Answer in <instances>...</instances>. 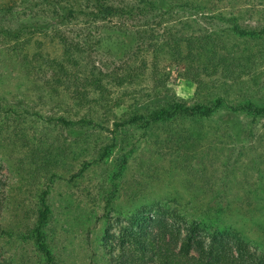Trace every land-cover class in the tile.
<instances>
[{
    "label": "trees",
    "instance_id": "trees-1",
    "mask_svg": "<svg viewBox=\"0 0 264 264\" xmlns=\"http://www.w3.org/2000/svg\"><path fill=\"white\" fill-rule=\"evenodd\" d=\"M17 1L0 4V39L7 46L15 45L12 56L51 113L18 114L0 91V126H6L15 141L12 146L21 156L24 186L36 190L32 224L24 240L32 242L44 264H58L48 236L49 196L57 181L73 171L74 163L82 161L83 169L89 170L118 154L106 181L112 188L110 198L117 197L118 182L139 161L133 157L142 146H147L157 169L158 163H167L184 174L195 199L210 197L212 201L205 206L206 219L189 220L176 209L159 205L117 218L102 242L107 264H264L263 253L252 248L238 230L221 224L229 208L214 191V179L219 180L208 168L197 167L204 149L211 147L218 134L223 132L228 144L235 136L248 140L256 121L264 120V104L253 99L264 87L258 86L256 75L251 77L264 69V28L243 27L238 18L221 17L229 28L198 38L180 35L177 26L161 30L167 20L158 2L145 1L142 7L126 0H31L36 9L49 6L56 12V33L77 22L95 25L113 19L135 20L147 10L163 14H158V24L146 19L142 26L136 25L134 52L104 70L81 33L76 38L57 33L62 47L59 59L45 55L39 47L36 53H28L33 44L31 27L25 26L15 8ZM193 28V24L181 25L182 30ZM164 56L179 72L163 68ZM175 79L196 85L195 103L170 88ZM247 85L253 86L252 98L243 91ZM239 89L243 94L230 99ZM226 111L248 119L239 133H232L230 124L219 127L215 123ZM244 140L235 145L238 156L250 158L249 153L259 152L261 139L252 148ZM143 156L141 151L139 158ZM1 207L0 201V211Z\"/></svg>",
    "mask_w": 264,
    "mask_h": 264
},
{
    "label": "rangeland",
    "instance_id": "rangeland-1",
    "mask_svg": "<svg viewBox=\"0 0 264 264\" xmlns=\"http://www.w3.org/2000/svg\"><path fill=\"white\" fill-rule=\"evenodd\" d=\"M7 1L0 0V4ZM126 1L142 7L145 6V1L162 3L165 8L162 13L166 15L160 11L152 13V10H147L135 20L113 19L95 25H89L87 21L77 22L58 28L57 33L61 31L71 38H76L75 36L81 33L87 40L86 45L93 51L92 56L97 65L108 70L134 52L138 45L135 26H142L146 19L160 20V14L167 20L161 28L159 27L161 30L177 26L180 35L190 37L199 38L211 35L221 27L229 28L228 23L221 22V17L226 20L238 18L243 27L264 28V0ZM47 7L36 9L31 0H19L15 6L23 16L25 26L31 27L30 37L33 38V44L28 53H36L39 47L45 55L59 59L62 56V47L55 32L56 12ZM157 22L155 21L156 24ZM185 23L193 24L194 28L191 31L182 30L181 25ZM25 37L28 38L26 35ZM6 44L0 39L1 94L7 98L9 104H13L18 114H50L51 107L40 103L33 85L12 56V43L9 46ZM13 47L15 48V45ZM170 61L169 57L164 56L163 68H173L179 72L180 68L169 65ZM254 75L258 77V86L264 87V69L251 77ZM251 77H244V80ZM169 86L178 97L190 104L195 103L194 83L175 79ZM251 88L252 85H247L243 91L252 98ZM242 94L239 89L230 99L239 98ZM254 96L255 102L264 104V89L261 94L257 96L255 93ZM247 120L244 116H232L226 111L219 114L215 123L219 127L230 124L233 129L231 132L235 134L246 126ZM256 122V130L248 140H244L241 135L238 140L234 135V138L228 139L234 143L228 144L223 138V132L218 134L211 147L204 149L203 159L197 161V167L208 168L219 180L212 181L217 183L214 191L222 196L219 199L229 208L222 216L221 224L238 230L252 248L264 254V120L258 119ZM104 134L110 137L111 133ZM11 137L6 126H0V264H44V257L32 242L24 240L32 224L30 218L34 212L31 208L35 204L36 190L24 186V173L19 164L21 156L19 152H15L12 146L15 141ZM259 139V152L249 153L250 158L247 155H237L235 145L238 142L248 141L247 144L252 148ZM141 151L144 156L139 158ZM118 157L117 154L109 163L93 165L89 170L83 169L82 161L74 163L73 171L65 174L53 186L49 196L52 219L48 236L58 264H107L102 248L107 229L117 218H125L140 208L159 205L176 209L189 220L202 217L206 219L205 206L212 199H195L188 192L186 176L173 171L169 164L158 163L157 169L153 164L155 159L150 157L147 146L137 150L133 158L139 161L118 182L117 197L110 198L112 188L106 181L115 168V160ZM239 163L243 165L238 167ZM81 170L85 172L82 174Z\"/></svg>",
    "mask_w": 264,
    "mask_h": 264
}]
</instances>
